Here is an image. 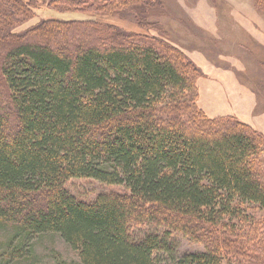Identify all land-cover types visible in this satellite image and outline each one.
I'll return each mask as SVG.
<instances>
[{"label":"trees","instance_id":"trees-1","mask_svg":"<svg viewBox=\"0 0 264 264\" xmlns=\"http://www.w3.org/2000/svg\"><path fill=\"white\" fill-rule=\"evenodd\" d=\"M37 1L96 17L17 31ZM162 11L0 0V264H37L36 242L54 235L79 254L54 250L55 264H264V136L200 106L199 70ZM72 178L125 188L87 201ZM175 233L205 249L176 256Z\"/></svg>","mask_w":264,"mask_h":264},{"label":"rangeland","instance_id":"rangeland-1","mask_svg":"<svg viewBox=\"0 0 264 264\" xmlns=\"http://www.w3.org/2000/svg\"><path fill=\"white\" fill-rule=\"evenodd\" d=\"M157 2L161 4L163 11L155 19L162 23L168 39L182 49L199 70L197 84L200 106L210 116L223 115L243 121L264 136V9L258 5L257 0ZM91 16L87 13H61L46 9L40 1L33 8L31 18L19 26L17 31L33 27L48 17H96ZM108 18L117 22L116 18L113 20L108 15L104 17ZM122 22L128 30H140L136 25L130 28L133 24L129 25L126 20ZM150 33L156 32L152 30ZM36 34L40 35L41 32ZM34 39L54 41L47 36ZM61 39L57 43H61ZM258 163L264 171V152ZM67 187L78 198L87 201H94L99 193L122 191L125 188L88 178H72ZM152 229L145 228L141 233ZM173 238L176 256L205 249L203 244L193 242L180 233H175ZM54 250L64 259L78 261V252L59 235H54L36 242L37 264H55L57 258L51 255ZM166 260H162L163 263Z\"/></svg>","mask_w":264,"mask_h":264}]
</instances>
